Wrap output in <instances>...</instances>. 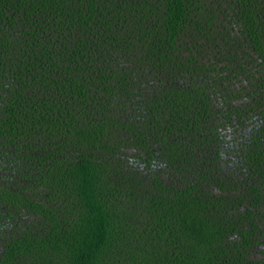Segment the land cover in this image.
Here are the masks:
<instances>
[{"label": "trees", "instance_id": "trees-1", "mask_svg": "<svg viewBox=\"0 0 264 264\" xmlns=\"http://www.w3.org/2000/svg\"><path fill=\"white\" fill-rule=\"evenodd\" d=\"M0 264H264V0H0Z\"/></svg>", "mask_w": 264, "mask_h": 264}]
</instances>
